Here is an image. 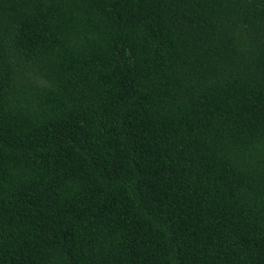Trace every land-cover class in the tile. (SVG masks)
Wrapping results in <instances>:
<instances>
[{"label": "trees", "instance_id": "obj_1", "mask_svg": "<svg viewBox=\"0 0 264 264\" xmlns=\"http://www.w3.org/2000/svg\"><path fill=\"white\" fill-rule=\"evenodd\" d=\"M0 264H264V0H0Z\"/></svg>", "mask_w": 264, "mask_h": 264}]
</instances>
